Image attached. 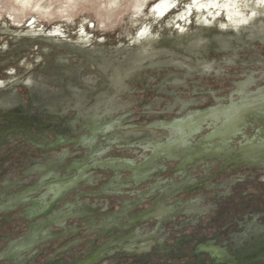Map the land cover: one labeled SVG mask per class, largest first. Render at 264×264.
Instances as JSON below:
<instances>
[{
  "label": "rangeland",
  "instance_id": "obj_1",
  "mask_svg": "<svg viewBox=\"0 0 264 264\" xmlns=\"http://www.w3.org/2000/svg\"><path fill=\"white\" fill-rule=\"evenodd\" d=\"M231 99L258 105L209 144L237 151L264 126V0H0V264H264V161L180 167L222 122L158 124Z\"/></svg>",
  "mask_w": 264,
  "mask_h": 264
},
{
  "label": "flooded vegetation",
  "instance_id": "obj_2",
  "mask_svg": "<svg viewBox=\"0 0 264 264\" xmlns=\"http://www.w3.org/2000/svg\"><path fill=\"white\" fill-rule=\"evenodd\" d=\"M248 81H243V87ZM242 87V88H243ZM253 100H256V97L253 98ZM253 100H241L240 104L238 103L234 104L233 99H231V103L227 107L218 106L214 107L216 108L213 112H205L207 110H203L199 112V114L196 116V119L194 121H190V118L184 119V118H175L172 120H162L160 125L163 126V128L169 129L173 131L175 134H180V136H186L187 131L190 130V132H196L195 134L200 133L201 131V118L204 116L211 117L213 122H216L217 124L222 122V124L218 127H216L213 131H211L208 134H205L204 141L207 142V144L204 146V150L197 151L195 153H189L187 157L183 160L180 167H186V165L190 161L198 160V159H207L213 157V155L222 156V155H228L230 157V160H232V163H236L238 161H246L247 162H260L264 161V126L258 130V134L253 136L252 138H248L246 142H243L239 149L237 151H231L229 149H224L220 146H217L215 148L210 146L211 141H216L217 139L222 140V144L224 146L228 145V142L226 141V138L229 136H232L236 133H238L239 127L244 123L247 116H250V113L252 111H255V108L257 107L258 103H254ZM256 104V105H255ZM255 105V106H254ZM212 108V109H214ZM258 115V113H256ZM264 119V113L259 114ZM257 116V119H259ZM109 128V127H108ZM106 128V129H108ZM262 135V136H261ZM213 142V144H214ZM177 147V145L175 146ZM161 148L160 145H158L156 151H158ZM155 151V152H156ZM130 162V161H128ZM140 166L132 167L137 169ZM80 183V180L66 177V178H58L53 183H51V189H54L56 193L54 194L51 201H49L45 208L44 212H52L54 208H56L57 201L61 200L65 196H67V193H70L76 185ZM24 196H27L28 191H24L22 193ZM160 203V202H158ZM162 208L156 207L155 209L151 207L147 211L143 212H150V214H154L155 216L160 213ZM37 212V213H36ZM63 211H57L54 212L52 216H50V223L57 222V221H63ZM122 211H116L111 214H109V217H120L122 214L120 213ZM142 212V213H143ZM29 213L31 214V217H35L38 215V211H35V207L29 210ZM148 216H138L135 218L136 220H142ZM60 218H63L60 219ZM109 224H104L102 227L106 228ZM49 236H45V238H48ZM25 244V243H24ZM23 243H17L16 246H21ZM24 250V249H23ZM94 256L90 255L86 262L90 263Z\"/></svg>",
  "mask_w": 264,
  "mask_h": 264
},
{
  "label": "bare ground",
  "instance_id": "obj_3",
  "mask_svg": "<svg viewBox=\"0 0 264 264\" xmlns=\"http://www.w3.org/2000/svg\"><path fill=\"white\" fill-rule=\"evenodd\" d=\"M159 4H160V3H159ZM159 4L157 5L158 7H160ZM228 6H229V5L227 4L226 7H228ZM227 10H228V12H229V14H230V10H231V9H230V8H227ZM215 110H216V108H214V109H210L209 111L207 110V111H205V112L209 113V112H213V111H215ZM158 124H162V123L160 122V123H158ZM160 126L163 127L162 125H160ZM70 167H71V166H70ZM73 168H74V167H71V169H73ZM77 185H78V184H77ZM77 185H76V186H77ZM75 188H76V187H75ZM52 198H53V197H52ZM52 198H51V200H52ZM51 200H50V201H51ZM145 211H147V210H145ZM142 212H143V211H141V213H139L138 216L142 217V216H148V215H150V212H143V213H142ZM136 217H137V216H136ZM49 222H50V221H49ZM27 245H28V244H27ZM27 245L23 243V245H21V246H19V247L15 245V247H17L18 250H23L24 248H25V249L27 248ZM93 258H96V257H93ZM93 258H92V259H93ZM93 260H94V259H93ZM93 260H92V261H93ZM85 261H86V260H84V262H85Z\"/></svg>",
  "mask_w": 264,
  "mask_h": 264
},
{
  "label": "water",
  "instance_id": "obj_4",
  "mask_svg": "<svg viewBox=\"0 0 264 264\" xmlns=\"http://www.w3.org/2000/svg\"><path fill=\"white\" fill-rule=\"evenodd\" d=\"M40 213H42V212H40Z\"/></svg>",
  "mask_w": 264,
  "mask_h": 264
}]
</instances>
